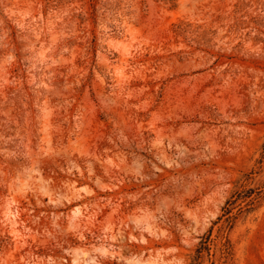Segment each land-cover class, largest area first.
<instances>
[{"label": "rangeland", "instance_id": "1", "mask_svg": "<svg viewBox=\"0 0 264 264\" xmlns=\"http://www.w3.org/2000/svg\"><path fill=\"white\" fill-rule=\"evenodd\" d=\"M0 264H264V0H0Z\"/></svg>", "mask_w": 264, "mask_h": 264}]
</instances>
